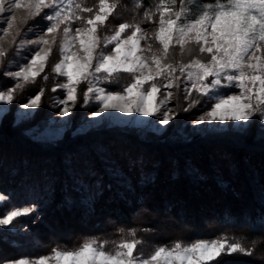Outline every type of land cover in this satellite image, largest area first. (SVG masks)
<instances>
[{
    "label": "snow or ice",
    "instance_id": "snow-or-ice-1",
    "mask_svg": "<svg viewBox=\"0 0 264 264\" xmlns=\"http://www.w3.org/2000/svg\"><path fill=\"white\" fill-rule=\"evenodd\" d=\"M133 3L145 9L141 22L120 23L112 35L101 37L98 29L117 9L119 0H98L95 12L81 0H14V3L9 0L7 4L0 0V14L7 13V18L0 21L5 25L0 27V35H8L13 28L17 20L13 9L27 10L25 23L34 21L41 13L48 22L37 39L19 41L20 48L31 45L37 50L30 59L23 57L27 63L18 66V70L3 73L15 82L12 87L0 90V103L13 102L17 89L24 86L20 81L35 83L48 65L52 46L60 36L59 59L51 71L65 77L66 83L51 90L66 91V98L58 101L63 105L61 116H69L72 111L69 102L75 107L78 87L84 84V104L93 98L100 104L92 117L114 110L154 117L158 125H169L178 113L168 105L183 85L184 99L189 103L182 111H190L202 100L207 109L191 121L193 125L231 127V122L248 125L254 118L264 123V0H150L147 7L143 0ZM145 21L157 24L151 34L141 26ZM73 24L78 26L73 28ZM48 36L52 39H47ZM142 41L146 47L141 46ZM77 43L79 48L74 50ZM6 56L0 49V65ZM120 73L131 77V82L121 90L107 91L98 86L105 81L118 83L114 78ZM48 79V75L42 77L44 82ZM161 89L164 95L159 99ZM44 91L41 88L21 107L37 108ZM102 187L98 183V190ZM9 199L0 193V208ZM72 203L71 199L65 201L67 207ZM36 211V204L5 210L0 214V227L14 230L20 218ZM117 232L119 239L88 237L71 249L57 245L47 254L25 255L2 264H220L226 256H252L257 247V242L249 241L247 236L221 234L212 239L189 242L177 239L170 245L155 244L148 252L142 251L149 243L137 238L136 228L121 227ZM246 243L251 246L246 247Z\"/></svg>",
    "mask_w": 264,
    "mask_h": 264
},
{
    "label": "trees",
    "instance_id": "trees-1",
    "mask_svg": "<svg viewBox=\"0 0 264 264\" xmlns=\"http://www.w3.org/2000/svg\"><path fill=\"white\" fill-rule=\"evenodd\" d=\"M118 83L115 84L116 87L120 85ZM3 135L10 136L9 133ZM147 136L148 141L138 139L142 146L139 151L124 146L120 147L117 153L112 148L113 154L109 156L99 151L98 147L94 151L89 150V153L85 152L84 155L76 149L72 156L69 148L63 145L40 146L41 149L35 147L40 152L38 158L32 157L28 151L22 153L19 151L21 155L13 154L15 156L12 157V164L7 166L9 175L13 176L16 182L15 188L5 184L6 181H0V187L10 197L12 206L36 204L37 211L29 218L37 220L38 217L48 225L54 223L53 218L58 219L59 213L66 215L79 209L82 212L78 216V223L73 226L79 231L72 233L73 236H93L101 239H111L110 236L113 234L117 239L119 237L117 229L121 227L136 228L137 231L142 227L143 230H155L158 226L154 221L155 217L151 216L152 221L146 218L152 215L156 206L168 214L178 208V205L176 207L174 205L176 199L168 192L163 198L159 192L161 190L169 189L175 194L178 193L184 202L192 198L196 206L194 199L200 196L210 210L205 218L210 226L202 222L201 230L181 229L179 232L159 237L155 243L163 245L177 239L184 241L212 239L221 234L233 233L237 237L247 236L249 241L255 240L256 251L252 256L241 254L228 256L221 260L220 264H264V160H262L264 142L255 140L254 136L249 137L246 142L237 141L240 142V145L237 144L238 153L242 152L248 167H237L238 161L228 156L226 152V157L220 154L221 157L213 158V166L210 167L204 162L200 150L194 151L197 142L188 141L180 145L168 142L159 144L152 133ZM14 140L18 141L15 143H19V140L23 141V137H15ZM155 147L159 148L152 151ZM142 148L146 151L142 152ZM244 149L249 151L245 153ZM115 152L123 160L122 163H117L119 166L117 168L109 162L112 155L119 158L114 156ZM44 154L46 161L42 160ZM58 154L60 157L56 156ZM101 156L104 158H100ZM1 159L4 164V159ZM139 165L140 167H137ZM251 168L256 173L251 171ZM119 169L124 174L113 176L112 173ZM75 177L81 183L87 184V188H81L85 196L74 198L78 192L74 187ZM98 183L103 186L102 190H98ZM24 185L29 186L27 195L20 192ZM187 196L188 199L185 198ZM67 199L73 201L71 207L65 205ZM216 201L222 203L217 204ZM142 209H145V212ZM180 219L184 222L199 220L189 215ZM26 224L29 225L27 226L29 229L35 225L31 226L32 224L27 222ZM40 226L43 224L40 223ZM11 235L14 236H5L7 239H2L0 235V264L20 256L49 251L57 245L61 247L70 245L68 248H72L74 245L78 246L79 242L68 239L65 245L53 242L46 244V247H30V250L26 242L24 245L11 244L8 240L16 237V234ZM24 238L28 239V234L26 237L23 235L22 239Z\"/></svg>",
    "mask_w": 264,
    "mask_h": 264
},
{
    "label": "rangeland",
    "instance_id": "rangeland-1",
    "mask_svg": "<svg viewBox=\"0 0 264 264\" xmlns=\"http://www.w3.org/2000/svg\"><path fill=\"white\" fill-rule=\"evenodd\" d=\"M11 2L14 3V0H11ZM81 2L86 7H92L94 12L97 10L98 0H81ZM5 3H9V0H5ZM143 3L145 7H147L150 3V0H143ZM141 8H137L133 3V0H119V6L113 12V14L108 17V19L105 21V24L98 29V34L101 37H103L105 34L112 35L117 30L120 23L141 22L143 11L145 10L144 8ZM48 11V9H45V12ZM12 12L17 17V20L13 23V28L9 30L8 35H0V49L7 53V56L4 57V64L0 65V90H6L12 87L15 82L13 78L6 77L3 75V73L8 70H18V66L26 64L27 59H30L31 54H34V51L37 50L31 45L20 48L19 41L22 39H27L29 41L37 39L38 35L42 34V30H45L48 26V22L42 19L44 13H41L40 17H36L34 21L28 20V22L25 23L24 18L28 16V12L26 9H13ZM83 15L88 14L83 13ZM6 18L7 13L0 14V21H3ZM158 18V16L155 17V20L157 22ZM33 25H36V27H34L31 32H28V29ZM3 26L5 25L0 23V27ZM76 26L78 25L73 24V28H75ZM141 26L146 28L149 31V34H151V32L156 28L157 24L145 21L141 24ZM26 32L27 35H25ZM126 34H130V32ZM14 37L16 40L15 44L13 43ZM46 38L51 40L52 36H48ZM59 44L60 36H57V43L56 45L52 46L53 54L49 58L48 65L45 67L44 72L41 73V76L36 78L35 83H24L23 81H20V83L24 86L20 89H17L14 94L13 102L10 105L0 103V159H4V164L3 160H0V181H6L5 184L12 185L14 188L16 186V182H14L15 180L13 176L9 175V168L7 169V166L12 164V157H14L15 155L20 156L21 154L19 153V151L21 153L28 151L29 154L31 153L32 157L34 156V158H38L40 152L39 149H35V147H39L41 149V147L43 146L56 147L58 145H63L64 147L69 148L68 150L71 151L72 156L74 155L73 152H75L76 149L79 150L80 154L84 155L86 153H89V150L94 151L96 150V147H98L99 151L107 153L109 156L113 154L112 148L117 152L120 151V147L124 146H130L132 149L139 151L140 147L142 146L141 143H139L138 139H145V141H148V139L146 138H148L149 136L147 135L152 133L155 140L159 144H161L162 142H168L171 144L180 145L188 141L197 142V147L194 146V151L200 150L204 162L210 167L213 166V161L215 158H218V156L221 157L222 155L226 157L227 154H225V152L228 153V156L234 157V159L238 161L237 167H248V163L245 162L242 157V152L238 153L237 144H239L240 142L237 141L242 140L246 142L248 141L247 139L249 137L251 138L254 136L255 140L264 142V123L259 121L257 118H254L253 121L248 125L231 122V127L219 126L212 128L208 125H193L191 121L196 119L203 113V111H206L207 109L204 107V102L202 100L200 105H197L190 111H182V109L186 108L189 103L188 100L184 99L185 94L183 92V85H181V88L176 94V97L168 105V107L172 108L174 112L178 113L175 120L170 122L169 125H158L157 123H155L156 118L154 117H144L136 113H119L114 110L102 115L101 117H92L91 113L93 111H97L100 107V104L98 101H95L94 98L87 104H84V101L82 99V92L86 90V86L84 84H81L78 87V99L76 101L75 107H72L71 102H69V107L72 108L69 116H61L60 112L62 111L63 105H60L58 101L60 99L66 98V91L57 89V91L53 92L51 90L57 84L66 83L65 77L58 76L51 71L52 65L55 62H58L59 59L57 55ZM141 46L146 47V43L142 41ZM111 47L112 46L109 45V49H111ZM78 48L79 45L77 43L76 49L74 50H78ZM175 54L176 59L179 60V48H176ZM23 57H27V59H23ZM185 59H187V57H185ZM44 75H48L49 77L47 82H44L42 80V77ZM119 79L121 81H119ZM114 81L120 82L118 83L120 85L116 87L115 84H117V82L105 81L99 83L98 86L104 87L107 91H119L123 86L131 82V77L127 73H120L114 78ZM41 88H44L45 91L44 95L41 98V103L37 108L25 109L21 107L23 104L28 103V100L34 97ZM173 91L175 92L176 90L173 89ZM236 91L238 92V90ZM163 95L164 90L161 89V93L159 94L158 98L162 99ZM193 95L195 96L196 94L193 93ZM3 133H9L10 136L3 135ZM20 136L23 137V141L19 140V143H15L18 141H15L14 138ZM205 138H209L210 140L203 141V139ZM216 138L220 139L217 140ZM108 142L110 144H107ZM156 148L158 149L159 147H155L154 150H149L156 151ZM244 150L245 153L249 151L248 149ZM145 151L146 150L142 148V152ZM116 152L114 153V156L119 157ZM262 154V160H264V152ZM56 156L60 157L59 154ZM111 157L112 160H109L110 164L115 165V168L119 167L117 163H122L123 160L120 159L121 157L116 158L113 157V155ZM100 158H104V156H101ZM45 159L46 155L44 154L42 160ZM81 163L83 162L81 161ZM110 167L111 169L113 168L112 166ZM137 167H140V165ZM120 170L121 169H119V171H115V173H112V175L122 176V174L124 173L120 172ZM250 170L254 172V169L251 168ZM74 182V187L75 189H77L76 192L78 191L75 194L76 196H74V198H77V196H85L84 193H82L81 188H87V184L81 183L79 179H77V177H75ZM28 187L29 186L24 185L21 188V194L25 193L27 195ZM159 192L163 198L166 196L167 192L171 197H174V199H176L174 205L175 207L178 205V208H176L173 213L168 214L165 213L163 209H157L156 206V208L151 213L152 215H149L150 217H155L154 221L158 224L156 229L143 230L144 228L142 227L139 229V231H137V238H143L149 243V247L142 249V251L150 252L152 250L151 245H155V242H158L157 240L159 237L161 238L162 236L179 232L181 229L191 230L192 228H196L197 230H201L200 224L202 222L205 223V225H208L205 218L210 210L206 206L207 203H205V201L201 199L200 196H197V198L194 199L197 204L196 206L194 205L192 198H189L187 202H184L178 193L175 194L169 189H164ZM0 193L5 194L2 191L1 187ZM85 194L87 195V193ZM185 198L188 199V196ZM183 202L185 203V206ZM216 202L218 204L221 201ZM181 204L183 205L181 206ZM14 207L15 206H12L10 204V201H8L2 208H0V214H2L5 210H11ZM185 207L187 208V210H184ZM142 211L145 212V209H142ZM70 212L66 215L59 213V215H57L59 216L58 219L53 218L54 223L50 225H48L47 222L38 217H36L37 220L29 218L31 215L22 217L20 218L19 222L16 223L14 230L0 227V235L2 236V239H7L9 236H14L11 234H16V237H14L13 239H9L8 241L13 245H24V242H26V246L29 247L28 249L30 250V247H46V244L49 245V243L53 242H56L60 245H65L64 243H67L68 239L79 241V245L85 238H88L83 235L74 237L72 234L79 231L76 227L73 226L74 224L76 225L78 223V216L82 211H80L79 209H75L74 211ZM188 215L191 218L197 217L199 218V220L194 221L193 219L191 221L184 222L180 219V217L184 218ZM150 217L146 219L152 221L153 217ZM26 222L31 223V226H33L34 224L35 225L31 227V229H29L27 227L29 225L26 224ZM40 223H42L43 226H40ZM27 234L29 238L22 239L23 235L24 237H26ZM113 235L110 236L111 239H115ZM227 235L229 237H237V235L233 233H227ZM166 244L170 245L171 242ZM245 246L250 247L251 244L246 243ZM50 251L51 249L49 251H43L39 254H47ZM28 255L34 256L38 255V253ZM258 256H256V258ZM17 258H13L10 260H14Z\"/></svg>",
    "mask_w": 264,
    "mask_h": 264
}]
</instances>
